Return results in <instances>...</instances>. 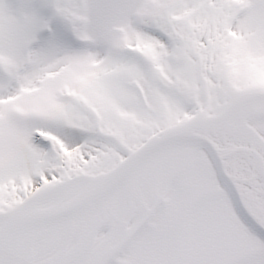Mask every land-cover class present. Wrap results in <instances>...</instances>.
I'll return each mask as SVG.
<instances>
[{
  "label": "snow or ice",
  "instance_id": "1",
  "mask_svg": "<svg viewBox=\"0 0 264 264\" xmlns=\"http://www.w3.org/2000/svg\"><path fill=\"white\" fill-rule=\"evenodd\" d=\"M0 264H264V0H0Z\"/></svg>",
  "mask_w": 264,
  "mask_h": 264
}]
</instances>
